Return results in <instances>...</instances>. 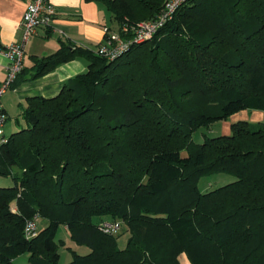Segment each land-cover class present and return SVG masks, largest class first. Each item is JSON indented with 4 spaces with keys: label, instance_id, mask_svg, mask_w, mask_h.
I'll list each match as a JSON object with an SVG mask.
<instances>
[{
    "label": "trees",
    "instance_id": "obj_1",
    "mask_svg": "<svg viewBox=\"0 0 264 264\" xmlns=\"http://www.w3.org/2000/svg\"><path fill=\"white\" fill-rule=\"evenodd\" d=\"M98 1L119 29L165 2ZM78 57L87 70L54 97L29 98L28 126L0 147V174L14 179L0 186V264L24 253L30 264H60V226L89 248L68 247V264H180L182 254L192 264H264V123L194 140L238 112H264V0H188L115 60L63 44L36 59L32 77ZM223 173L235 180L199 187ZM37 214L47 224L27 240ZM117 220L122 233L99 229Z\"/></svg>",
    "mask_w": 264,
    "mask_h": 264
},
{
    "label": "crops",
    "instance_id": "obj_2",
    "mask_svg": "<svg viewBox=\"0 0 264 264\" xmlns=\"http://www.w3.org/2000/svg\"><path fill=\"white\" fill-rule=\"evenodd\" d=\"M29 1L0 0V45L2 47L21 41L22 28L20 23ZM51 2L56 8L52 26L50 28L40 27L38 34L34 35L25 47L24 69L20 77H26V80L18 86L10 88L2 98V106L7 114V121L11 116H18L20 111V115L26 122L23 110L29 98L35 96L54 97L72 78L87 70V61L78 57L59 65L42 76L33 78L36 59L55 53L63 44L70 45L73 48L80 47L94 51L103 41L105 27L119 28V23L115 20L113 13L102 1L51 0ZM8 62V58L0 54V85L6 77ZM253 113L256 120L261 121L264 119L263 111L255 110ZM16 119L17 124H21L19 118L16 117ZM232 123L234 121L227 120L223 122V134L231 133ZM15 207L13 204V208ZM64 228L67 229L65 226ZM68 247L74 249V246L72 244L68 245V243H65V246L61 248ZM180 264L192 263L186 254H182Z\"/></svg>",
    "mask_w": 264,
    "mask_h": 264
},
{
    "label": "built area",
    "instance_id": "obj_3",
    "mask_svg": "<svg viewBox=\"0 0 264 264\" xmlns=\"http://www.w3.org/2000/svg\"><path fill=\"white\" fill-rule=\"evenodd\" d=\"M188 0H165L158 14L149 20H143L135 24H124L120 29L105 27L103 41L94 52L108 60H115L128 51L134 44L151 39L163 26L171 21L179 8ZM56 15V8L51 0H30L21 19L22 38L8 46L0 45V54L8 58L6 77L0 85V147L9 141L5 134L7 114L2 106L4 94L13 86L17 77L24 69L25 47L31 38L38 34L40 27L50 28ZM37 214L28 219L24 227V235L27 240L35 238L39 234ZM121 221H105L99 224V229L104 233L116 235L121 230Z\"/></svg>",
    "mask_w": 264,
    "mask_h": 264
},
{
    "label": "rangeland",
    "instance_id": "obj_4",
    "mask_svg": "<svg viewBox=\"0 0 264 264\" xmlns=\"http://www.w3.org/2000/svg\"><path fill=\"white\" fill-rule=\"evenodd\" d=\"M15 107L17 109L18 106L15 105ZM248 112V113H247ZM249 114V115H247ZM17 118H19L21 124H17ZM240 121V120H248V122L251 124V126L253 127V129L258 128L259 126H261L264 123V119L263 120H256L255 118V114L253 113V111H241L238 112L236 114H233L229 117L228 121L230 122H236V121ZM222 124L223 122H217L215 123L210 130H204L201 129L198 132H196L194 134V140L196 142H202V132H206L207 134H209L210 136H216L219 134H222ZM16 126V127H15ZM28 124H26V122L24 121V119L22 118V116L20 115V111L18 116H11V118L8 119L7 124H6V128H5V134L7 136H10L13 132L19 131L25 127H27ZM14 172L15 173H21L20 169L18 168H14ZM233 180H235V177L230 175V174H216V175H211V176H204L201 177L198 185L199 187L206 191V190H212L215 189L221 185L227 184L229 182H232ZM14 185V179L11 175H1L0 174V186L2 187H8V186H12ZM46 221L43 219H39L38 221V228H43L46 225ZM123 229H121L119 233H122ZM56 239L59 240H64L65 243H68V245L74 246L73 248L77 250L78 253L80 254H86L89 252V248L86 245H76L70 238V233L68 232L67 229L64 228V226H60L58 231H57V236ZM127 240V234L126 235H122L119 237V243L120 246H124ZM60 264H68L69 261L71 260V253L67 248H60ZM15 264H30L29 262V254L28 253H24L20 256H18L15 260Z\"/></svg>",
    "mask_w": 264,
    "mask_h": 264
}]
</instances>
